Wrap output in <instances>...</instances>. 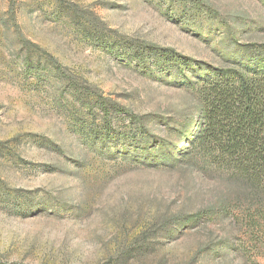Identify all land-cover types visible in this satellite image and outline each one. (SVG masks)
Listing matches in <instances>:
<instances>
[{"label": "rangeland", "instance_id": "374dc122", "mask_svg": "<svg viewBox=\"0 0 264 264\" xmlns=\"http://www.w3.org/2000/svg\"><path fill=\"white\" fill-rule=\"evenodd\" d=\"M260 60L264 0H0V263L264 264V219L223 209V178L156 159L190 146L199 80ZM60 78L119 106L117 137L85 138L94 109Z\"/></svg>", "mask_w": 264, "mask_h": 264}, {"label": "trees", "instance_id": "16d2710c", "mask_svg": "<svg viewBox=\"0 0 264 264\" xmlns=\"http://www.w3.org/2000/svg\"><path fill=\"white\" fill-rule=\"evenodd\" d=\"M79 23L81 27L83 24L87 25L83 20ZM122 47L123 57L146 66L168 64L174 68L189 67L187 58L172 54L166 49L150 46L137 48L133 44ZM50 60L54 61L52 58L44 59L45 62ZM262 61L264 60L258 62ZM24 63L29 64L32 69L42 65L40 60H34L30 55L25 58ZM54 69L62 71L61 68ZM60 80L61 83L69 84L76 100H82V104L76 107L77 111L88 110L85 105L90 106V111L94 109L91 113V125L85 124L84 120L78 119L77 122L83 124L82 128H87L85 138L103 141L110 140L112 136L117 137L111 131L115 130L113 122L120 114L119 106L79 84L80 82L77 83L75 78ZM192 89L199 101L200 119L193 131L195 135L190 138V146L173 153L153 149L159 152L157 157H161L156 158L157 161L161 159L159 163H172L173 166L184 162L195 164L205 176L223 178L221 207L225 210L243 208L249 213V218L252 217L250 213L254 212L253 215L257 214L264 219V62L234 64L222 70L212 69ZM82 105L85 109H80ZM96 117L101 121L96 122ZM135 122L137 121L134 120L133 125ZM130 130V135L145 138V130L140 125L131 127ZM146 149L141 155H136L139 163L145 162Z\"/></svg>", "mask_w": 264, "mask_h": 264}]
</instances>
